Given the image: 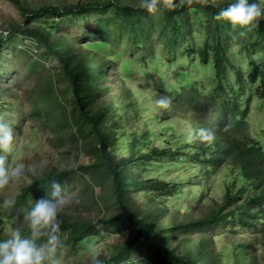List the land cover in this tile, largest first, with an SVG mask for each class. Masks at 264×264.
I'll return each mask as SVG.
<instances>
[{"label": "trees", "instance_id": "16d2710c", "mask_svg": "<svg viewBox=\"0 0 264 264\" xmlns=\"http://www.w3.org/2000/svg\"><path fill=\"white\" fill-rule=\"evenodd\" d=\"M9 1L21 11L23 21L8 25L7 30L13 38L22 35L28 46L40 48L26 54H38L42 60L28 62L33 76L23 99L18 100L17 85L11 92L1 87L0 108L8 105L6 97L16 109L18 101L24 103L20 121L28 109L35 120L33 128L47 132L48 126L49 141L64 144L66 155L65 164L59 156L50 158L38 176L18 188L8 208L11 215L0 208V238L9 232L3 228L5 223L11 229L25 228L19 225L23 213L33 201L45 197L50 182L56 180L63 190L76 185L74 196L65 193L66 204L58 212L64 243L59 250H77L94 237L112 233L119 240L106 245L105 253H96L101 264H122L135 245L146 243L166 264H221L224 257L230 264H256L258 250L264 249V141L249 133L248 118L250 102L264 105V15L241 36L239 26L214 18L230 0H172L174 7L151 13L138 6L139 0H81L29 8L20 0ZM256 2L264 9V0ZM152 17L158 18L162 45L173 49L182 45L185 55L197 54L208 65L212 83L201 90L184 77L193 72L184 69L175 72L183 77L178 79L180 84L167 92L155 81L156 99L167 96L171 104L147 119L134 114L143 118L138 128L124 122L125 106L134 107L130 98L137 93L131 90L125 97L122 92L120 101L111 94L115 87L109 83V68L120 53L108 41L124 34L143 49L155 25ZM88 18L95 19L87 26L93 30L82 28L83 24H79L83 30L63 29ZM193 25L202 29L200 44L183 40ZM7 41L1 39L0 46ZM12 52L23 50L6 51ZM169 53L174 56L177 50ZM43 60L56 64L37 71ZM118 64L125 73L132 72L131 60ZM118 78L120 82L129 76ZM155 121L167 123L156 132L151 126ZM179 123L191 126L183 132ZM197 128L210 129L213 138L189 141V133ZM12 152L13 159L18 149L13 146ZM68 201L74 204L72 212L65 209ZM100 202L114 211H88ZM226 237L229 244L223 242ZM82 264H90V259Z\"/></svg>", "mask_w": 264, "mask_h": 264}, {"label": "rangeland", "instance_id": "374dc122", "mask_svg": "<svg viewBox=\"0 0 264 264\" xmlns=\"http://www.w3.org/2000/svg\"><path fill=\"white\" fill-rule=\"evenodd\" d=\"M25 8H29L34 5H38L41 3H48L52 5H60L62 3H76L81 0H20ZM152 22L155 23L152 26L150 35L146 39V43L148 45H143V49H138L132 42H130L126 35H119L113 37L109 43H112L111 48L113 51H117L120 53L119 57L114 58L113 65L109 68V83L115 89L111 91V94H114L118 101H120V94L122 92L125 93V97H128L131 90L137 93L136 97L134 95L130 100L133 102L134 107L128 108L125 106V114H124V122L126 124H133L136 127H140L143 123V118L140 119L134 118V114L139 116H145L147 119L151 114L159 112L160 108L156 105V96L158 93L153 91L157 89L155 86V81H160L166 92L168 91V87L170 86H178L180 82L178 79L183 78L181 75H176V71L180 69L187 70L189 72H193L191 75H184V77L188 78L190 84L195 87L203 90L206 87H211L212 83V75L207 74L209 71L208 65H204L200 61V57L197 54L185 55L182 53L185 47L180 46L179 48L173 49L169 47H165L162 45L164 41L163 37L158 35L159 29L157 27L158 21L157 17H152ZM23 21V15L19 9L14 6L9 0H0V40L6 38L7 43H3L0 46V96H2V88L11 92L12 88L17 85L19 87L18 92V100L23 99L26 95V90L30 84V79L33 74L29 72L27 69L28 62L30 58H37L38 60H42L40 55L35 54L34 56L26 54L27 50H35L36 52H40V48L35 49L29 45V41L27 38H23L22 35H16L14 38L11 36L12 31L8 29V25L16 26L20 22ZM77 25L63 27L64 30H69V32H73L75 30H83L80 29L79 24H83L85 29H94L92 27H87L88 25H92L95 22V19L88 18L84 20H77ZM127 30V29H123ZM198 32L196 34H192V32ZM202 32V29L197 25H193L191 28V32L186 37H183L185 41H189L191 44H200L203 40V37L199 34ZM107 38V37H106ZM18 41V42H17ZM22 41L24 44L19 45V42ZM18 43V45H15ZM234 45L231 46L233 48ZM14 48H20L23 50L22 53L12 52L11 55L7 54L6 51H11ZM166 50H177L174 56L170 55V51ZM181 51V52H179ZM208 59L211 58V55H208ZM123 60H131L133 62L129 68L132 69V72L125 73L119 67L118 62ZM174 60V61H171ZM197 63L193 66L191 63L194 61ZM41 64V69H37V71H42L45 66H54L56 63L52 60L46 61L43 60ZM148 62V63H147ZM15 69L12 70V69ZM206 71L205 73L203 71ZM32 71V70H31ZM44 71V70H43ZM147 71V73H144ZM127 74L129 78L121 80L119 82V78L121 75ZM232 76L231 73L228 74ZM15 78V82L11 79ZM111 78H115L119 83H113ZM144 84V88L140 84ZM158 91V90H157ZM202 92V91H201ZM203 93V92H202ZM8 94V93H7ZM154 94V95H153ZM11 98L6 97L5 102L8 105L2 106L0 108V121L6 122L9 125L11 123L19 124V126L12 128L13 130V146L15 149H18V154L15 158H11L13 152L4 153V161L7 164L10 172L15 170V175L11 176L10 181L7 185L0 187V199L7 198L9 200H13L15 193L18 188L31 181L33 178L38 176L43 166L49 164V160L58 159L60 157L63 164H65V148L64 144L59 143H51L49 141V128L46 126L47 132L36 131L33 128L32 124L35 122L32 116L28 114V109L25 111V118L20 121L22 107L24 103H20L19 101L16 103L17 109L10 105ZM258 101L253 100L250 102L249 106L251 107L248 118V131L250 134L255 135V137L259 138L261 141H264V133H262L261 129L264 130V105L259 106ZM1 104V103H0ZM147 106L149 109L144 111L141 109V106ZM131 111L133 114L131 115ZM172 122L178 123V119L173 118ZM167 123V121H165ZM163 121L161 122H153L151 126H153L154 131H158L165 124ZM180 129L184 132L189 129L191 126L189 123L187 126L179 123ZM56 145L59 149H56ZM17 164H23L24 167L16 168ZM138 168H135V173H138ZM75 184H70L63 190V195L66 193V197H72L75 194ZM66 190L68 192H66ZM174 204H179V201L175 200ZM194 206V205H193ZM66 211L72 212L75 210L74 204L68 201L66 205ZM5 214L11 215L10 209L4 208ZM88 211L91 213H100L106 214L114 211V208L109 206L105 202H100L94 207H89ZM22 225H25L24 220L21 221ZM10 224H3V228L5 230L8 229ZM122 228H130L129 225H124ZM118 233V232H116ZM244 231L242 230L240 235H243ZM113 234L111 233V236ZM239 235V236H240ZM106 237L101 238L100 236L94 237L90 239V243L88 246L79 245L80 249L77 250L74 248H70L67 250H59L57 252V264H82L84 259H90L93 254L96 253H105L106 245L111 242L118 241L119 238L114 237ZM230 237H226L223 242L229 244ZM220 244V243H218ZM224 251L228 253V250L224 248ZM130 259L125 260L122 264H129L132 262H140L139 264H166L163 263L154 253L149 249V245L141 244L135 245L132 249ZM258 260L256 264H264V249H259L257 252ZM230 259V258H229ZM221 264H230V261L224 257L221 259Z\"/></svg>", "mask_w": 264, "mask_h": 264}, {"label": "clouds", "instance_id": "9594fccd", "mask_svg": "<svg viewBox=\"0 0 264 264\" xmlns=\"http://www.w3.org/2000/svg\"><path fill=\"white\" fill-rule=\"evenodd\" d=\"M138 6L147 12L174 7L172 0H139ZM216 7L215 4L212 5ZM264 15V9L256 0H230L214 13L217 20H227L231 25L239 26L238 35L254 26L257 19ZM161 108H168L171 100L167 96H160L155 101ZM253 135V134H252ZM255 136V135H254ZM210 141L213 133L207 128H197L189 133L187 139ZM257 138V137H256ZM259 139V138H258ZM13 130L11 126L0 121V187L9 183L15 170L10 172L4 161V153L13 148ZM24 167L17 164L16 168ZM47 195L36 199L23 213L25 228L9 226L5 238H0V264H57V252L64 247L61 236L58 212L66 204L63 189L59 182L52 180L46 191ZM13 201L0 199V208H10ZM23 221V220H22ZM21 224V221L19 222ZM90 264H101L96 254L90 257Z\"/></svg>", "mask_w": 264, "mask_h": 264}]
</instances>
